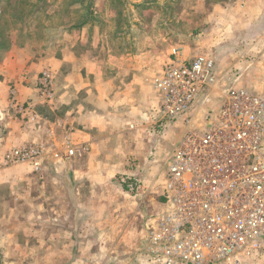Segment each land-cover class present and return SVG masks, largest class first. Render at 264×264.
I'll use <instances>...</instances> for the list:
<instances>
[{
    "label": "crops",
    "instance_id": "0c3cea01",
    "mask_svg": "<svg viewBox=\"0 0 264 264\" xmlns=\"http://www.w3.org/2000/svg\"><path fill=\"white\" fill-rule=\"evenodd\" d=\"M242 11L245 27H264V0H248ZM131 39H117L124 44L112 50L100 47L109 41L102 36L75 40L16 79V104L27 107L25 113L2 103L12 116L4 117L0 136V264L144 263L138 254L142 216L131 214L125 190L112 179L127 174V157L140 162L152 154L153 172L162 164L167 171L185 129L171 151L163 146L168 129L153 134L159 119L151 80L169 51L126 48ZM41 72L53 79L46 103L36 87ZM250 86L259 94V85ZM63 137L88 148L82 160L54 159L65 151L59 150ZM153 139L161 140L154 149ZM28 143L48 147L39 172L30 164H3L6 151Z\"/></svg>",
    "mask_w": 264,
    "mask_h": 264
},
{
    "label": "built area",
    "instance_id": "2783aa9c",
    "mask_svg": "<svg viewBox=\"0 0 264 264\" xmlns=\"http://www.w3.org/2000/svg\"><path fill=\"white\" fill-rule=\"evenodd\" d=\"M214 82L212 59L184 57L174 48L152 81L157 110L167 122L195 105L205 106ZM50 86L44 73V95L49 96ZM222 94L217 111L206 109L172 154L163 209L146 227L143 264L264 260V95L229 87ZM86 152L85 147L68 146L54 156L82 159ZM44 154L43 146L28 144L8 151L4 163L30 164L39 172Z\"/></svg>",
    "mask_w": 264,
    "mask_h": 264
},
{
    "label": "rangeland",
    "instance_id": "374dc122",
    "mask_svg": "<svg viewBox=\"0 0 264 264\" xmlns=\"http://www.w3.org/2000/svg\"><path fill=\"white\" fill-rule=\"evenodd\" d=\"M247 1L0 0V136L6 127L4 117L12 116L9 109L12 108L19 114L25 113L27 109L16 104L19 103V82H15L21 75L26 77L24 72L27 67L38 66L46 56H51L63 47L66 49L69 43L87 36L108 38L109 41L104 45L99 44L101 48L107 47L110 50L124 44L117 39L131 37L134 40L131 39L129 44L125 42L126 48L134 43L136 50L167 49L169 53L161 67L174 48L181 49L184 57L201 55L214 61L215 82L206 94L209 102L205 106L195 105L190 112L176 120H164L157 110L159 99L153 89L157 103L155 113L159 119L153 125V134L158 137L168 129L169 139L163 146L166 150H173L181 128L186 133L206 109L217 111L223 99V89H239L242 85L250 87L247 92L253 94L250 86L252 83L261 87L256 95H264V27H261V23H255L252 28H247L240 22L243 17L242 8ZM83 21L86 24L79 26ZM160 69L152 77L151 85ZM44 73L51 80L49 96L44 95L40 87ZM44 73H40L36 87L39 100L46 103L53 99V79L49 73ZM2 103H9L10 108ZM65 138L63 137L62 148L59 150L68 146H82L88 150L85 145L71 144L69 138ZM158 141H150L154 144L153 149L156 143L161 142ZM28 144L44 146L41 143ZM8 151L3 154L5 166L23 164L6 165L4 156ZM55 154L54 159L61 160ZM153 159L152 154L140 162L127 157V174H117L112 179L118 188L125 190L124 194L132 203L131 214L142 216L140 222L143 226V238L138 246L140 248L143 246L148 221L162 211L165 203L166 168L163 164L159 165L155 174L150 163ZM147 177H153V183H147ZM124 185L128 186L127 189ZM135 221L139 223V219ZM246 264H264V260L257 259Z\"/></svg>",
    "mask_w": 264,
    "mask_h": 264
},
{
    "label": "trees",
    "instance_id": "16d2710c",
    "mask_svg": "<svg viewBox=\"0 0 264 264\" xmlns=\"http://www.w3.org/2000/svg\"><path fill=\"white\" fill-rule=\"evenodd\" d=\"M85 22H86V21H83L79 26H83V25H85V24H86ZM127 187H128L127 185H124V188H125V189H127Z\"/></svg>",
    "mask_w": 264,
    "mask_h": 264
}]
</instances>
